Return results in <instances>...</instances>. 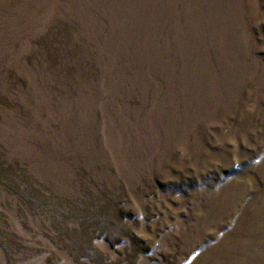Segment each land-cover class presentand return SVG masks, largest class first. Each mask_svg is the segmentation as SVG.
<instances>
[{
    "label": "rangeland",
    "instance_id": "obj_1",
    "mask_svg": "<svg viewBox=\"0 0 264 264\" xmlns=\"http://www.w3.org/2000/svg\"><path fill=\"white\" fill-rule=\"evenodd\" d=\"M0 264H264V0H0Z\"/></svg>",
    "mask_w": 264,
    "mask_h": 264
}]
</instances>
